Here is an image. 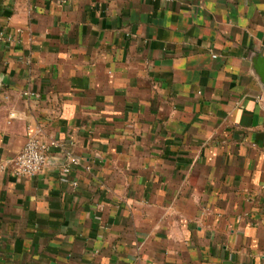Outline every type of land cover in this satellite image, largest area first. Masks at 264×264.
Returning <instances> with one entry per match:
<instances>
[{
	"label": "crops",
	"instance_id": "crops-1",
	"mask_svg": "<svg viewBox=\"0 0 264 264\" xmlns=\"http://www.w3.org/2000/svg\"><path fill=\"white\" fill-rule=\"evenodd\" d=\"M0 167V264H264V0H0Z\"/></svg>",
	"mask_w": 264,
	"mask_h": 264
},
{
	"label": "built area",
	"instance_id": "built-area-1",
	"mask_svg": "<svg viewBox=\"0 0 264 264\" xmlns=\"http://www.w3.org/2000/svg\"><path fill=\"white\" fill-rule=\"evenodd\" d=\"M16 35L22 33L21 29L15 30ZM11 41L12 37H8ZM30 95L24 93L23 96ZM56 146L54 142H46L37 135L30 136L25 142L22 150L13 158L6 162L5 168L16 177L31 178L40 174L46 166L50 148ZM65 161L61 167V174H68L74 167L79 165V160L71 155L66 154ZM0 167V171L4 169Z\"/></svg>",
	"mask_w": 264,
	"mask_h": 264
}]
</instances>
